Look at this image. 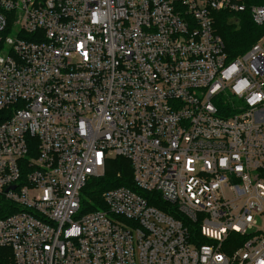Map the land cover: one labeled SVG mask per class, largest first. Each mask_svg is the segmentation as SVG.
Returning a JSON list of instances; mask_svg holds the SVG:
<instances>
[{
	"label": "built area",
	"instance_id": "2783aa9c",
	"mask_svg": "<svg viewBox=\"0 0 264 264\" xmlns=\"http://www.w3.org/2000/svg\"><path fill=\"white\" fill-rule=\"evenodd\" d=\"M246 6L0 0L2 261L264 264V46L215 29ZM115 158L167 211L126 187L85 211Z\"/></svg>",
	"mask_w": 264,
	"mask_h": 264
},
{
	"label": "trees",
	"instance_id": "16d2710c",
	"mask_svg": "<svg viewBox=\"0 0 264 264\" xmlns=\"http://www.w3.org/2000/svg\"><path fill=\"white\" fill-rule=\"evenodd\" d=\"M247 11L234 16L228 12L215 14V29L222 37L226 51L230 59H235L250 49L264 37V24L257 25L250 13L253 7L264 6V0H244ZM236 22H235V21ZM133 169L131 163L123 158H115L107 165V171L103 178L95 179L84 190L83 202L85 211H96L104 208L102 204V194L106 190L118 187L129 188L138 194L146 197L152 206H156L167 211L164 202L156 194L151 195L140 192L134 184ZM4 250H0V258ZM0 264L6 262L0 259Z\"/></svg>",
	"mask_w": 264,
	"mask_h": 264
},
{
	"label": "rangeland",
	"instance_id": "374dc122",
	"mask_svg": "<svg viewBox=\"0 0 264 264\" xmlns=\"http://www.w3.org/2000/svg\"><path fill=\"white\" fill-rule=\"evenodd\" d=\"M257 44H262L264 46V37Z\"/></svg>",
	"mask_w": 264,
	"mask_h": 264
}]
</instances>
